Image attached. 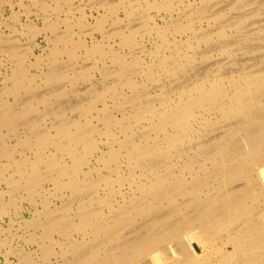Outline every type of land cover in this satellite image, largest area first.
<instances>
[{"label":"bare ground","instance_id":"bare-ground-1","mask_svg":"<svg viewBox=\"0 0 264 264\" xmlns=\"http://www.w3.org/2000/svg\"><path fill=\"white\" fill-rule=\"evenodd\" d=\"M0 186L12 264H264V0H0Z\"/></svg>","mask_w":264,"mask_h":264},{"label":"rangeland","instance_id":"rangeland-1","mask_svg":"<svg viewBox=\"0 0 264 264\" xmlns=\"http://www.w3.org/2000/svg\"><path fill=\"white\" fill-rule=\"evenodd\" d=\"M84 2L85 5H88V0H81ZM86 1V2H85ZM15 11L20 12V18L22 23L27 22H38L40 25L43 24V20H38L36 16L34 15L37 10H33L30 14L24 13V10L22 11L21 7L16 5ZM1 12L3 13L2 21H7L13 14V8L10 5H2L1 6ZM89 12V11H87ZM90 14V13H89ZM30 16V17H28ZM7 31V30H5ZM37 42L40 43V45L44 44V38L43 36H39L37 38ZM40 47L35 48L36 54L40 53L39 50ZM1 190H6V186H0ZM9 197V196H8ZM25 208L22 213V218H30L31 217V210H35L36 207L34 205H29L28 202H25L24 204ZM11 215L10 214H2L0 210V264H12L15 259L14 256L11 254V251L13 248H17L19 246H26L24 239L15 237L14 233H20V231H16V228L12 227L11 222ZM31 249H35V246H27Z\"/></svg>","mask_w":264,"mask_h":264}]
</instances>
